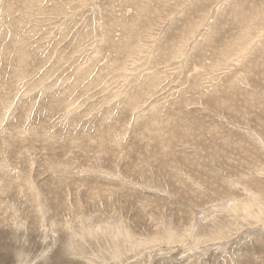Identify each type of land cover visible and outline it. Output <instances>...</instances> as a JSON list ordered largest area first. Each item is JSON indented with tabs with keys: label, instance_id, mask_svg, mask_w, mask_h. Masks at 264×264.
I'll return each instance as SVG.
<instances>
[{
	"label": "rangeland",
	"instance_id": "374dc122",
	"mask_svg": "<svg viewBox=\"0 0 264 264\" xmlns=\"http://www.w3.org/2000/svg\"><path fill=\"white\" fill-rule=\"evenodd\" d=\"M21 1L0 0V166L39 197L15 203L21 231L40 204L45 226L7 239L15 264L90 262L76 250L95 264H264V0ZM236 9L255 32L216 64ZM90 218L121 219L135 237ZM65 220L115 249L74 237L61 248L50 227Z\"/></svg>",
	"mask_w": 264,
	"mask_h": 264
},
{
	"label": "bare ground",
	"instance_id": "6f19581e",
	"mask_svg": "<svg viewBox=\"0 0 264 264\" xmlns=\"http://www.w3.org/2000/svg\"><path fill=\"white\" fill-rule=\"evenodd\" d=\"M24 1L25 0H22L21 2L22 3H24ZM31 1V0H30ZM34 1V0H33ZM122 1V0H121ZM150 1V0H149ZM149 1H147V2H149ZM40 2H41V0H40ZM136 2V1H135ZM144 1H141V3H143ZM29 2H27V4H28ZM39 3V2H38ZM123 3V2H122ZM128 3V2H127ZM137 3H140V1H138ZM145 3L146 2H144V6H145ZM150 3V2H149ZM33 4H35V2L34 3H32V5ZM37 4V3H36ZM135 4V3H134ZM148 4V3H147ZM32 5H30V6H28V7H30V8H28V9H31V7H32ZM137 6V5H136ZM153 6H155V5H153ZM12 8H13V6H11ZM34 7V6H33ZM142 7V6H141ZM137 8H139V7H137ZM136 9V8H135ZM143 9V8H142ZM152 9H154V11L155 12H157V8H152ZM152 9H150L151 10V12H152ZM41 10V9H40ZM237 11H235L234 12V15H235V17L234 18H236V20L238 21V19H239V28H240V30H239V33L237 34V35H233V37H232V39H229L228 41H227V44L225 45V46H227L228 45V47H225V48H223L224 50H222V48H219L218 49V51H217V54L219 55L217 58H218V60L216 61V64L218 63H223V62H225V60H227L228 58H229V51H231L230 49H232V48H234V49H236V48H240L241 46H242V43L244 44L246 41H244V39H246V40H248L249 38H251V32L253 31V29H252V25L250 24V21H251V19H252V16H251V19L249 20V17H250V14L249 15H245L244 13H242V15H239V11H238V9H236ZM258 10V9H257ZM138 11V10H137ZM140 12L141 13H145V12H142V10H140ZM151 12H149V13H151ZM209 12V9H207L203 14H201V15H199L198 17H199V19L198 20H201L202 18H204L205 19V17H206V15H207V13ZM8 13V12H7ZM139 13V12H138ZM138 13H136L135 14V16H132L133 17V19H137L138 17H139V15L141 14H139V15H137ZM189 13V12H188ZM263 13H264V11H263ZM217 14V13H216ZM13 15V14H12ZM127 15V14H126ZM145 15V14H144ZM147 15L149 16V14L147 13ZM152 15V14H151ZM253 15V14H252ZM141 16V15H140ZM237 16H239V17H237ZM254 16V15H253ZM137 17V18H136ZM147 17V16H146ZM145 17V18H146ZM211 17H213V16H211ZM13 18V17H12ZM142 18H143V15H142ZM10 19H11V17H10ZM131 19V18H130ZM140 19V18H139ZM128 20V19H127ZM146 20V22H147V19H145ZM149 20V19H148ZM194 20V19H193ZM230 20V19H229ZM124 21V20H123ZM126 21V20H125ZM129 21V20H128ZM133 21L134 20H132V21H130L131 23H130V25L132 26L133 24ZM139 21V20H138ZM127 22V21H126ZM135 22H137V21H135ZM194 22V21H193ZM122 23V22H121ZM121 23H119L120 25H121ZM138 23V22H137ZM195 23V25H194V27H197V26H199L198 25V21L197 22H194ZM241 23V24H240ZM123 24H124V22H123ZM128 24V23H127ZM136 24V23H135ZM139 24V23H138ZM138 24H137V26H138ZM145 24V23H144ZM148 24V23H147ZM209 24V23H208ZM248 25H251L250 26V29H247L248 28ZM129 26V25H128ZM145 26V25H144ZM147 26V25H146ZM125 27V26H124ZM134 27V26H133ZM186 27L188 28V29H191V28H193L192 26H191V21L189 22V25L187 26L186 25ZM209 27V26H208ZM211 27V26H210ZM137 28V27H136ZM123 29V28H122ZM255 30V29H254ZM125 34H127V29H125ZM135 31H138V30H135ZM185 31H186V29L183 31V33H185ZM192 31V30H191ZM191 31L190 32H188L187 33V37H185V39H184V41H182V42H186L190 37H191ZM140 32H141V29H140ZM253 32H255V31H253ZM182 33V32H181ZM20 34V33H19ZM136 34H137V32H136ZM15 35V34H14ZM128 35V38L130 37V32H129V34H127ZM133 35V34H132ZM131 35V36H132ZM135 35V34H134ZM140 35H141V33H140ZM142 35H144V34H142ZM190 35V36H189ZM138 37V36H137ZM140 37V36H139ZM144 37V36H143ZM142 36H141V38H143ZM184 37V36H183ZM15 38V37H14ZM127 38V39H128ZM22 39H25V38H22ZM121 39V38H120ZM123 39L125 40L126 39V37L124 36L123 37ZM130 39H132V38H130ZM139 39V38H138ZM13 40H15V39H13ZM17 40V39H16ZM20 40V39H19ZM129 41V40H128ZM132 41H134V40H132ZM131 41V42H132ZM223 41V40H222ZM119 42V41H118ZM117 42V43H118ZM211 42L213 43V46H214V44H216L217 43V41H212L211 40ZM249 42V41H248ZM4 44V43H3ZM111 44V42L109 43V45ZM164 44V43H163ZM174 44H176V43H174ZM182 44V43H181ZM90 45V44H89ZM119 45V44H118ZM129 45V44H128ZM155 45V44H154ZM208 45V44H207ZM10 46H11V48H10V50H12V51H19V50H23L22 48H23V45H22V47L21 46H18V45H16L15 43H14V41L10 44ZM27 46H28V44H27ZM163 46V45H162ZM174 46V48H177L176 49V52L175 53H178L179 52V48L180 47H182V46H180V45H173ZM177 46V47H176ZM219 46V45H218ZM231 46V47H230ZM122 47V46H121ZM133 47V46H132ZM136 47V46H135ZM211 47V46H210ZM243 47V46H242ZM27 48V47H26ZM111 48L114 50L116 47L115 46H113V45H111ZM5 49V48H4ZM120 49V48H119ZM122 49V48H121ZM135 49V48H134ZM158 49V48H157ZM161 48H159L158 50H160ZM212 49V48H211ZM234 49H233V51H234ZM8 51V53H10L11 51ZM123 50V49H122ZM236 50H238V49H236ZM256 50V49H255ZM130 51V50H129ZM261 51V50H260ZM28 53V52H27ZM168 53H170V52H165L164 53V55L165 54H168ZM19 54V53H18ZM204 54V53H203ZM210 54H211V52H210ZM20 55V54H19ZM27 55V54H26ZM125 55V54H124ZM163 55V54H162ZM212 55H214V54H212ZM30 56V55H29ZM16 57V59L18 60V57L17 56H15ZM20 57V56H19ZM22 57V56H21ZM20 57V58H21ZM26 57H28V56H26ZM11 58H13V57H11ZM24 59V58H23ZM26 59V58H25ZM203 59H205V58H203ZM18 61H20V60H18ZM24 61H26V60H24ZM245 62V61H244ZM216 64L214 63L213 65L214 66H216ZM250 74V73H249ZM156 75V74H155ZM150 77L148 76V79H149ZM158 78H159V76H158ZM154 79V78H153ZM132 81V80H131ZM153 82H155V81H152V84H150L149 82H148V84L151 86H153V85H155L156 83H153ZM140 87V86H139ZM151 88V87H150ZM154 88V87H153ZM157 88V87H156ZM144 89V88H143ZM142 89V97L144 98V96L146 95V93H148L151 89H146V92H144V90ZM154 90V89H153ZM140 93V92H139ZM138 95V93H134L133 95H131V97L129 98V102L130 103H134L135 104V102H137V101H139V99L137 98V97H139V96H137ZM177 95V94H176ZM141 97V98H142ZM140 98V97H139ZM142 100V99H141ZM140 100V101H141ZM144 100V99H143ZM48 101V100H47ZM63 101V100H62ZM46 103V102H45ZM49 103V102H48ZM51 103V102H50ZM137 103H139V102H137ZM133 104V105H134ZM47 105V104H46ZM49 106V105H48ZM132 106V105H131ZM135 106V105H134ZM134 106H133V108H134ZM49 107H51V106H49ZM136 107V106H135ZM23 108V107H22ZM21 108V109H22ZM13 109V108H12ZM157 109V108H156ZM68 113V112H67ZM66 113V114H67ZM5 114V113H4ZM9 114V113H8ZM167 118V117H166ZM145 122V121H144ZM144 125H145V123H143ZM147 124V123H146ZM149 125V124H148ZM152 127V126H151ZM156 127V126H155ZM158 128V127H157ZM156 137H158V136H156ZM168 153V152H167ZM24 155H25V153H24ZM58 168L59 167H57V165H54V166H49L48 167V174H49V176L51 177V176H54L55 175V173L58 171ZM67 168L69 169V167L67 166ZM0 171H3V174H2V176L3 177H1L0 176V264H15V262H14V258L12 257V252L9 250V247L6 245V243H8V238L10 239V238H12V237H16L17 238V241L19 240V239H21L20 238V236L21 237H23V236H25L26 237V239H30V236H34V237H38V235H36V234H38L36 231H38L39 230V225L42 227V225L43 226H45V224H44V221H45V219H44V217H43V212H44V210L41 208V204H40V206H39V209L38 210H35V209H33V214L31 215V217L33 218V220H34V218L36 217L37 218V216L39 215L40 217H41V220H40V222L39 223H37L36 222V219L34 220V223H33V225L32 226H30V225H27L25 228H24V230L23 231H21V228L26 224V218H23V219H21V220H19L18 221V216H17V214H15V212H14V210L13 209H15L16 208V205H15V203H18V201H21V200H26V199H28V198H30L31 200H32V202H34V201H36V200H38L39 199V197L36 195V194H34L32 191H30V188H31V186H30V184H29V180L27 179V177H26V173L24 174V175H20V174H18L17 172H16V174H13L12 175V177L8 174V173H10V171H5V170H3V167L2 166H0ZM28 175H30L29 173H27ZM245 180H247V179H245ZM244 180V181H245ZM20 181H23L24 183H25V185H26V190H23V189H15V186H17L19 183H20ZM260 190V189H259ZM5 205H7V206H9V208L11 209V211H10V213H11V216L9 217L8 216V214H7V211L5 210V207H7V206H5ZM234 205H236V203H234ZM108 219H105V220H101V219H98V220H93L92 218H90L89 220H87L88 222H90V224H91V222H95V221H97V222H99V223H101V224H105V227H104V229H101V230H104V231H107V232H112V233H114V234H116V232L118 231L119 232V234H122L123 236H124V238H125V240H129V236H134L135 237V235L134 234H132V233H130L129 231H128V229H127V227H126V225L122 222V220L121 219H118L117 218V223H115V224H109V222H107L106 223V221H107ZM120 222V223H119ZM68 224H70V222H69V220H65V221H61V222H53L52 221V225H51V227H50V232L51 233H56L57 234V237H55V238H53V241H54V243H56V242H58V244H59V246L61 247V248H64V246H65V242H64V239H66L67 241H69V240H71L72 239V237H74L76 240H78L79 242H83L84 244H86L88 247H90V248H92V247H94V248H96V247H103V248H105V249H107V251H108V249L110 248V250H111V248L112 247H114V249H115V243H114V241L113 240H108V242H106L104 239H102L101 237H99V235L97 234V231H96V233H94V231L92 230V227L90 228V225L89 226H87L86 228L84 227V224L85 225H87L88 223L87 222H82V223H80V224H78L77 226H78V228L77 229H73V228H71V227H69L68 226ZM72 225V224H71ZM213 225H216V223L215 224H213ZM219 225V224H218ZM74 226V225H73ZM76 226V225H75ZM75 226H74V228H75ZM221 227H217L216 229H220ZM187 229V228H186ZM222 229V228H221ZM44 230H47L46 229V227H45V229H41L40 231H41V233H42V236H43V232H44ZM164 231H166V230H168L166 233H168V232H170V230H171V227H170V224L169 223H166L165 225H164V229H163ZM162 232L161 234H160V232H155L154 233V235H152V238H154V237H156V236H158V235H163V233L165 234V232ZM214 232V230H212L211 228H209V230H208V232ZM85 232H89L90 234H92V235H94L95 237H93V239H95V240H92V238H88L87 236H86V234H85ZM221 232V231H220ZM40 233V232H39ZM207 235V234H206ZM45 236V235H44ZM141 236H143V235H141ZM165 236V235H164ZM143 237H145V236H143ZM141 238L140 236L138 237V239L139 240H143L144 242H145V240L146 239H144V238ZM151 238V237H150ZM157 238V237H156ZM159 238V237H158ZM161 238H163V237H161ZM131 239V238H130ZM137 239V238H136ZM149 239V238H148ZM152 240H154V239H152ZM132 241V240H131ZM131 241H129V243L131 242ZM135 241H137V240H135ZM159 241V239L158 240H155V243L156 242H158ZM87 242H88V244H87ZM99 243V245L98 244H96V243ZM95 243V244H94ZM132 243H133V241H132ZM138 242H135L134 244H137ZM153 243H154V241H153ZM126 245H128V243H126ZM131 245V244H130ZM130 245H129V247H130ZM133 246V245H132ZM135 246V245H134ZM137 246H139V245H137ZM10 247H11V245H10ZM147 247V246H146ZM98 249H100V248H98ZM118 249H119V247H118ZM94 251H95V249H94ZM112 251V250H111ZM116 251V250H115ZM113 253V252H112ZM75 254H78V255H80V256H82L85 260H88V261H90V262H86V261H77V263L76 264H95L89 257H87V256H85V253L84 252H81V251H79V250H76V252H75ZM247 254V253H246ZM102 255H104V253H102ZM249 255V254H248ZM55 256H56V259L58 260V261H66V260H68V258L65 256V254L63 253V252H61V251H57V253H55ZM109 256V255H108ZM107 256V257H108ZM106 257V256H105ZM247 257V256H246ZM245 257V258H246ZM110 258V257H109ZM248 258V257H247ZM14 259V260H13ZM1 261H2V263H1ZM119 262H121V259L120 258H118L117 259V263H119Z\"/></svg>",
	"mask_w": 264,
	"mask_h": 264
}]
</instances>
